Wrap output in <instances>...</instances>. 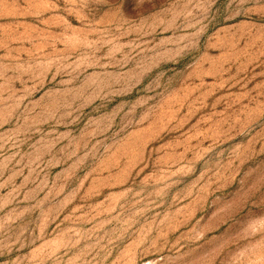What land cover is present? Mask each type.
<instances>
[{
	"label": "rangeland",
	"instance_id": "1",
	"mask_svg": "<svg viewBox=\"0 0 264 264\" xmlns=\"http://www.w3.org/2000/svg\"><path fill=\"white\" fill-rule=\"evenodd\" d=\"M0 264H264V0H0Z\"/></svg>",
	"mask_w": 264,
	"mask_h": 264
}]
</instances>
